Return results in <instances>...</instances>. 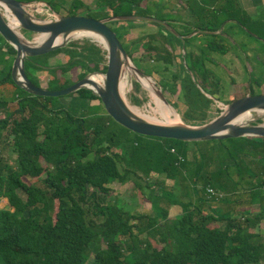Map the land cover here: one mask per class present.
<instances>
[{
    "label": "trees",
    "instance_id": "trees-1",
    "mask_svg": "<svg viewBox=\"0 0 264 264\" xmlns=\"http://www.w3.org/2000/svg\"><path fill=\"white\" fill-rule=\"evenodd\" d=\"M18 1H45L69 16L140 15L166 21L182 39L158 23L114 21L109 26L133 60L139 51L151 57L152 64L136 63L137 67L149 76L159 75L164 92L180 94L185 120L199 125L208 122L212 97L220 92V80L208 65L222 64L212 55H226L232 49L224 41L232 38L226 29L219 32L222 26L237 24L264 43V19L252 17L240 0H179L190 12L189 20L165 14V3L150 5L149 0H93V6L83 0ZM147 24L158 32L129 40L132 30ZM1 39L8 57L0 64L3 68L6 63L0 87L11 88L15 99L11 104L0 95V205L7 199L9 207H0V264L261 263L264 138L182 142L143 136L118 124L91 90L69 95L70 106L62 98L34 96L12 79L17 51ZM177 47L184 53L177 54ZM60 53L66 62L51 66L49 59ZM107 61V51L98 44L70 42L27 58L26 72L38 86L43 87L39 73L49 77L46 88L61 90L88 73H105ZM91 79L103 85V77ZM247 94L255 95L252 87L230 95L226 104ZM94 101L98 105H92ZM90 109H101L107 119L91 120ZM143 137L150 140H138ZM5 148L17 154V165L2 154ZM153 176L179 180L181 199L163 181L150 182ZM115 182L132 184L151 203L154 214L131 213L108 202ZM209 188L223 193V198L208 197ZM170 206H180L182 216L172 218ZM96 243L105 248L97 249L91 259Z\"/></svg>",
    "mask_w": 264,
    "mask_h": 264
},
{
    "label": "water",
    "instance_id": "water-1",
    "mask_svg": "<svg viewBox=\"0 0 264 264\" xmlns=\"http://www.w3.org/2000/svg\"><path fill=\"white\" fill-rule=\"evenodd\" d=\"M34 2H20L18 0H0V35L17 51L13 62L12 79L21 89L34 96L64 97L82 89L91 90L101 98L107 113L120 125L132 132L143 136L174 139L182 142H205L211 140H226L242 137L264 138V123L251 124V120L237 122L246 113H264V94H247L225 106L222 113L215 119L200 125L184 123L182 120L175 123L154 122L142 116L132 108L122 92L121 84L126 74V67L130 64L131 57L118 38L117 33L109 26L114 21H144L158 23L174 34L166 21L156 17L127 15L95 19L88 16H69L54 11L47 2L38 1V5L48 7L54 19L39 21L31 13L36 7ZM10 18H14L18 26L11 25ZM22 30L44 37L42 42H33L17 30ZM82 34H95L103 38V48L107 51V71L88 73L77 83L61 89L50 90L38 86L27 75V58L42 56L60 48L66 47L72 40ZM177 35V34H176ZM182 39L181 35H177ZM37 37V38H38ZM94 42V41H93ZM137 74L151 78L142 70L135 67ZM103 77V85H98L91 76ZM93 86V87H90ZM158 95L167 103L163 89L158 90Z\"/></svg>",
    "mask_w": 264,
    "mask_h": 264
},
{
    "label": "rangeland",
    "instance_id": "rangeland-1",
    "mask_svg": "<svg viewBox=\"0 0 264 264\" xmlns=\"http://www.w3.org/2000/svg\"><path fill=\"white\" fill-rule=\"evenodd\" d=\"M83 1L86 2V4L88 5H91V6L94 5L93 0H83ZM42 2H45V1H42ZM154 2L158 4L165 3V9L163 10V13L176 15V14H173V10L171 9V6H170V4H172V0H161V1L160 0H149L148 3L150 5H153ZM37 3L38 1H35L34 3L31 4L32 6L36 7V10L31 11L32 15L39 21L53 20L54 15L52 11L44 5H38V8H37ZM178 5H179L178 9L181 10V12L184 13L188 17L190 12L187 15L186 11L182 8V6L180 4ZM154 11L156 12V10ZM256 19H264V16L260 14V16L259 17L257 16ZM225 25H226L225 29H226V32L228 33V36L232 38L224 39L225 37H221L220 39L222 40L224 39L225 42L227 41L229 45L232 46V52L227 55H221V54L212 55L214 59L216 58L217 61L222 63V66L208 65V67L213 71L216 77L220 80V84H219L220 92L217 97H212V99L214 100V104L209 110L208 122L217 118L222 113L223 108L227 106L226 104L227 101H229V99L231 98L230 95L239 93V92L245 93L247 92L248 86L253 88L255 95H260L261 92L264 93V86L261 87V85H264V43L261 40H258L246 34L241 29V27H239L237 24H233V23L227 24L226 23L222 26V29L224 28ZM146 26L150 28L151 31H149L148 29L147 30L144 29L142 26H138L136 30H132V32L130 33L128 37L129 40L131 41L135 40L136 38L147 35L149 32H152V30L153 31L157 30V27L153 25L147 24ZM17 30L21 32L24 35V37H26L27 39L33 42L38 37L35 34L22 30L20 27H18ZM82 38H78V37L72 38L71 42H78L80 44H84L86 42H93L87 37H82ZM94 43L98 44L99 46L103 48L102 44H99L95 41ZM2 44H3V41L0 35V64H2L3 61L8 57L4 52ZM176 53L183 54L184 51L183 50L181 51V48L177 47ZM134 58L135 60L131 58V61L135 67H137L136 63L139 65H144V66L147 65L148 63H151V64L153 63V60H151V57L145 54L143 51H139L138 53H136ZM66 60L67 59L65 58V55L60 53L54 56L53 58L49 59V63L51 64V66L52 65L57 66V65L64 64ZM179 61L180 59H177L175 61L174 65L172 66L173 71L176 70V64L179 63ZM5 65L6 63L4 62V66ZM183 66L186 67V64L183 63ZM3 68H1L0 66V77L1 75H3V72H2V70H4ZM133 69H134V74L133 73L130 74V72L128 73L129 68L126 67L125 76L129 74V80H130L131 85L130 87L127 86L126 89L124 90V96L128 104L135 110H139L140 111V112L138 111L139 113H143L146 115L148 114V115L153 116L154 113L152 111V107H154V103L152 102L150 93L147 89L143 87L141 82L137 79L136 75H139V74H137L135 68ZM79 73H80V70H78L75 74L69 73V75L73 74L74 76H78L77 74ZM38 76H40L39 77L40 82L42 83L43 87H47V81L49 77L45 74L39 75V73H38ZM151 78L158 84L159 88L162 89L160 85V76L153 73L151 75ZM124 79H126V77ZM11 93L12 92L5 94L4 92L2 95L5 94L3 98L4 101L11 102V104H13L12 101L15 99V97ZM164 94L173 107H175L174 104H178V107H175V108L179 111L181 120L184 123H188L192 125H199L193 121L190 122V121L185 120L186 118L184 117V114L186 112V107L180 101V94L172 95L169 92H164ZM58 98H62L61 99L62 102L66 104L67 106L71 105V98L69 95L64 96V97H58ZM92 105H98V102L94 101ZM87 114L89 118L93 121L95 120L98 121L100 118L103 120L107 119L106 114L101 109L100 110L90 109ZM4 115L5 114H1V116H4ZM252 115H253V118H251V122H250L251 124L264 123V113L254 112L252 113ZM114 126L118 132L122 130L121 126L119 125H114ZM131 135L133 137H136V135L133 133H131ZM138 140L139 141L142 140V142H144L150 139L147 137L145 138L143 137L142 139H138ZM191 148L193 147L191 146ZM2 154L5 157H7V159L11 162L12 165L14 166L17 165L16 163L17 154L13 153L12 149L5 148V150H2ZM156 180L163 181L165 184V188L168 190H171L172 188H174V191H171V192L175 194L176 198L181 199L179 180L171 181V180L166 179L165 176H161V177L153 176L150 182H155ZM40 184L41 183L39 182L38 185ZM144 192L146 194H149L150 190L148 188H144ZM156 192L158 194L160 193L159 188L156 189ZM237 194H238V191H237ZM231 197L235 198V195ZM108 202L113 203V204L119 203L120 205L125 206L126 209L129 210L131 213H138V214L140 213V214H146V215L154 214L151 203L148 202L147 200H143L139 192L134 188L132 184L122 185L119 182L113 183L111 185V192L108 196ZM211 205L219 207L218 204H211ZM224 206L226 205L224 204L221 205V208L224 209ZM0 207L9 208L7 199L2 200ZM208 207L209 206L206 205L207 209H209ZM170 215L172 218L181 217L182 208L180 206H170ZM259 231H260L261 236L264 237V224H263V227H261ZM263 244H264V241H263ZM101 248H105V245L96 243L91 248V259H93L96 250L101 249ZM260 264H264V255H263V258Z\"/></svg>",
    "mask_w": 264,
    "mask_h": 264
},
{
    "label": "bare ground",
    "instance_id": "bare-ground-1",
    "mask_svg": "<svg viewBox=\"0 0 264 264\" xmlns=\"http://www.w3.org/2000/svg\"><path fill=\"white\" fill-rule=\"evenodd\" d=\"M10 22L11 25L16 28L18 26L17 21L14 18H10ZM78 38H82V37H87L92 41H95L99 44H104V40L102 37L95 35V34H82L77 36ZM83 39V38H82ZM44 40V37H38L36 38L37 42H42ZM129 71L134 74V69H133V64L130 62V64L128 65ZM137 79L141 82V84L143 85V87L145 89H147L150 93L152 102L154 103V107H152V111L154 113V115H146L143 113H140L142 116L146 117L147 119L154 121V122H160V123H175V122H179L181 121V116L179 111L173 107L170 104H167L159 95H158V90H159V86L158 84L152 79V78H147V77H143L140 75H136ZM126 79H124L122 81L121 84V88H122V92H124V90L126 89L127 86L130 87V80H129V74L127 76H125ZM124 77V78H125ZM137 112L139 110H136ZM140 112V111H139ZM251 118H253L252 113H246L245 115L241 116L237 122H246L251 120Z\"/></svg>",
    "mask_w": 264,
    "mask_h": 264
},
{
    "label": "crops",
    "instance_id": "crops-1",
    "mask_svg": "<svg viewBox=\"0 0 264 264\" xmlns=\"http://www.w3.org/2000/svg\"><path fill=\"white\" fill-rule=\"evenodd\" d=\"M161 1V0H160ZM177 1V2H176ZM208 1V0H207ZM179 0H172V4H170V6H171V9L173 10V14H176V15H173V16H175V17H180V18H182L183 20H189V15H188V13L189 12H187L186 11V13H187V15H188V17L184 14V13H182L181 12V10H179L178 9V7H179ZM178 3V4H177ZM240 3H241V5L243 6V8L252 16V17H259L260 16V14L262 15V16H264V0H240ZM229 23H231V22H228L227 24H229ZM226 26V25H225ZM225 26H224V28H225ZM144 29H148L149 31H151V29L150 28H148L147 26H142ZM223 28V29H224ZM223 29L221 30V31H219V32H222L223 31ZM134 30H136V28L134 29ZM156 32H158V28H157V30H152V32H149V33H156ZM148 33V34H149ZM181 51H182V49H181ZM231 52H232V49H231ZM231 52H229V53H231ZM228 53V54H229ZM227 55V54H226ZM258 59V58H257ZM217 60V59H216ZM219 62V61H218ZM220 63V62H219ZM220 64H222V63H220ZM2 68V67H1ZM2 76L3 75H1V77H0V81L2 80ZM5 92V94H7V93H10V92H12L11 94H13V90L11 89V88H7V87H5V88H3L2 86L0 87V95L1 94H3ZM263 93V92H262ZM5 94L3 95V98H4V96H5ZM222 104V103H221ZM263 224H264V221L262 222V224H261V227H263ZM261 229V228H260ZM260 232V231H259ZM262 241H264V237H262Z\"/></svg>",
    "mask_w": 264,
    "mask_h": 264
},
{
    "label": "built area",
    "instance_id": "built-area-1",
    "mask_svg": "<svg viewBox=\"0 0 264 264\" xmlns=\"http://www.w3.org/2000/svg\"><path fill=\"white\" fill-rule=\"evenodd\" d=\"M172 151L174 152L175 150L173 149ZM207 193L209 194L208 197L223 198V196H224L223 193L216 191L213 188H209L207 190Z\"/></svg>",
    "mask_w": 264,
    "mask_h": 264
}]
</instances>
